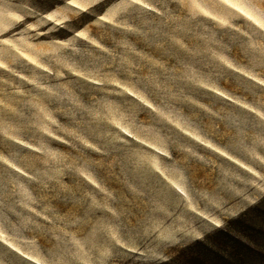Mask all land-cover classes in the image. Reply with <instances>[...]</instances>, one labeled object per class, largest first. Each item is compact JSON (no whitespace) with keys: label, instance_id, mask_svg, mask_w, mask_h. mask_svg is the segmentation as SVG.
I'll list each match as a JSON object with an SVG mask.
<instances>
[{"label":"rangeland","instance_id":"rangeland-1","mask_svg":"<svg viewBox=\"0 0 264 264\" xmlns=\"http://www.w3.org/2000/svg\"><path fill=\"white\" fill-rule=\"evenodd\" d=\"M68 1L0 0V264H264V0Z\"/></svg>","mask_w":264,"mask_h":264},{"label":"trees","instance_id":"trees-1","mask_svg":"<svg viewBox=\"0 0 264 264\" xmlns=\"http://www.w3.org/2000/svg\"><path fill=\"white\" fill-rule=\"evenodd\" d=\"M262 203L260 202L256 207L260 208ZM246 215L247 212L241 214L239 219H244ZM225 235L227 237L224 239V247L217 248L216 244L221 241L213 242L211 240L213 236L209 235L205 240L197 241L186 248L183 253L161 264H254L256 258L261 256L260 252L241 240L237 233L228 232Z\"/></svg>","mask_w":264,"mask_h":264},{"label":"bare ground","instance_id":"bare-ground-1","mask_svg":"<svg viewBox=\"0 0 264 264\" xmlns=\"http://www.w3.org/2000/svg\"><path fill=\"white\" fill-rule=\"evenodd\" d=\"M68 4L71 5V7H76V8H81V9H84L83 7L85 6L84 2L78 1V0H70L68 1Z\"/></svg>","mask_w":264,"mask_h":264}]
</instances>
